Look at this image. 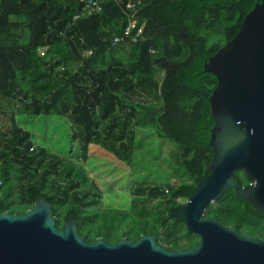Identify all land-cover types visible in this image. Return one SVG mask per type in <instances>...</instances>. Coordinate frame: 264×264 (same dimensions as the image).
Listing matches in <instances>:
<instances>
[{
	"label": "trees",
	"instance_id": "obj_1",
	"mask_svg": "<svg viewBox=\"0 0 264 264\" xmlns=\"http://www.w3.org/2000/svg\"><path fill=\"white\" fill-rule=\"evenodd\" d=\"M118 1L104 0L100 14L74 20L83 0H0V119L9 129L0 130L1 212L20 215L45 199L56 227L72 220L86 241L146 234L171 250L190 248L199 237L187 231L182 208L210 175L214 155L209 97L217 80L204 63L237 35L259 0ZM128 1L142 2L144 40L114 48ZM218 33L223 42H211ZM19 115L67 118L83 161L94 146L131 165L138 127L179 148L167 168L153 165L159 172L152 181L132 188L127 210L83 207L77 164L40 157ZM234 175L241 187L252 185L243 170ZM206 214L264 240V215L233 189Z\"/></svg>",
	"mask_w": 264,
	"mask_h": 264
},
{
	"label": "water",
	"instance_id": "obj_2",
	"mask_svg": "<svg viewBox=\"0 0 264 264\" xmlns=\"http://www.w3.org/2000/svg\"><path fill=\"white\" fill-rule=\"evenodd\" d=\"M204 70L217 80L209 97L214 155L210 175L181 213L187 231L199 237L195 246L171 250L146 234L89 242L72 220L58 229L51 204L41 199L20 215L1 212L0 204V264H264V240L206 214L233 189L264 215V0ZM236 170L246 173L250 187L239 185Z\"/></svg>",
	"mask_w": 264,
	"mask_h": 264
},
{
	"label": "rangeland",
	"instance_id": "obj_3",
	"mask_svg": "<svg viewBox=\"0 0 264 264\" xmlns=\"http://www.w3.org/2000/svg\"><path fill=\"white\" fill-rule=\"evenodd\" d=\"M221 34L212 36L210 41L223 42ZM155 72L158 80L162 81L163 70L156 68ZM17 124L30 132L32 142L41 147L38 150L40 157L56 160L60 166L69 161L77 164V191L82 196V206L88 208L117 207L127 210L132 188L152 181L159 172L153 165L156 164L158 168L161 164V168H167L168 159L179 148L170 139L158 137L153 129L138 127L135 131L134 159L131 165L118 161L108 152L94 146L88 158L83 161L79 146L72 140V129L67 118L19 115ZM5 127L6 121L0 119V130L8 133L9 129ZM42 148L47 152L44 153ZM81 171L84 175L79 173ZM64 178L66 183L68 179Z\"/></svg>",
	"mask_w": 264,
	"mask_h": 264
},
{
	"label": "built area",
	"instance_id": "obj_4",
	"mask_svg": "<svg viewBox=\"0 0 264 264\" xmlns=\"http://www.w3.org/2000/svg\"><path fill=\"white\" fill-rule=\"evenodd\" d=\"M117 4H121L118 0H113ZM104 0H83V6L81 11L74 16V20H78L84 17H89L93 15H98L103 10ZM141 1H128L124 4L125 12L128 17L127 25L123 29L121 35H116L112 40V47H119L122 45H133L144 40V34L147 27V21L140 23L137 14L141 6ZM153 52V50H151ZM92 52H89L91 55ZM35 148L33 147L32 150ZM2 182L0 181V195L2 191Z\"/></svg>",
	"mask_w": 264,
	"mask_h": 264
},
{
	"label": "crops",
	"instance_id": "obj_5",
	"mask_svg": "<svg viewBox=\"0 0 264 264\" xmlns=\"http://www.w3.org/2000/svg\"><path fill=\"white\" fill-rule=\"evenodd\" d=\"M69 124H70V123H69ZM70 126H71V124H70ZM33 145H34L35 150H36V151L38 152V154H39V151H38V150H39V148H41V147H39V145H36V144H34V143H33ZM92 147H93V146L90 147V150H91ZM42 150H44V153L47 152L45 148H42ZM89 152H90V151H89ZM45 159H46V158H45ZM49 159H51V158H49Z\"/></svg>",
	"mask_w": 264,
	"mask_h": 264
}]
</instances>
